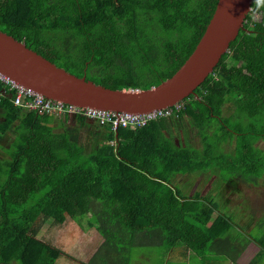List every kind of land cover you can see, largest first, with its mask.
Here are the masks:
<instances>
[{
  "label": "trees",
  "instance_id": "16d2710c",
  "mask_svg": "<svg viewBox=\"0 0 264 264\" xmlns=\"http://www.w3.org/2000/svg\"><path fill=\"white\" fill-rule=\"evenodd\" d=\"M217 3L0 0V30L78 76L148 89L185 62ZM13 97L0 99V264H55L69 255L38 237L46 221L60 225L67 216L102 236L87 264H131L136 248L155 245L185 243L235 259L247 247L238 211L214 190L194 192L189 181L218 175L259 185L264 177L257 145L264 138V0H254L238 36L180 109L143 127L62 118ZM190 129L200 146L188 139ZM260 220L251 236L264 249Z\"/></svg>",
  "mask_w": 264,
  "mask_h": 264
},
{
  "label": "water",
  "instance_id": "95a60500",
  "mask_svg": "<svg viewBox=\"0 0 264 264\" xmlns=\"http://www.w3.org/2000/svg\"><path fill=\"white\" fill-rule=\"evenodd\" d=\"M254 0H218L194 50L168 79L148 89L112 88L78 76L0 30V73L54 100L118 113L147 114L195 93L238 36Z\"/></svg>",
  "mask_w": 264,
  "mask_h": 264
},
{
  "label": "crops",
  "instance_id": "0c3cea01",
  "mask_svg": "<svg viewBox=\"0 0 264 264\" xmlns=\"http://www.w3.org/2000/svg\"><path fill=\"white\" fill-rule=\"evenodd\" d=\"M192 188L194 189L193 185ZM217 201H220L222 202V205L231 208V204L226 203L223 201V199H217ZM250 201L255 202L251 199ZM243 208H250L249 212L246 210V212L236 215V218L234 219L237 222L243 224L244 232L246 233V236H248L249 243L236 259L229 255V253L226 251L212 249L206 251V253L203 254L187 246L185 243H178L174 246L155 245L144 250L139 248L140 250L137 252L139 254L136 256V253L133 254L131 264H154V257H156L157 260V262L155 261L156 264H252L251 262L253 260H258V264H264V249H262L261 245L256 241V239L251 236L252 230L254 229V224L256 221H258V217H264V210H262V214L257 216V209H253V206H251L248 202L246 203V206H243ZM68 217L70 216H67L66 220L57 226L56 232L59 233L57 236L59 241H54L57 246L64 250L66 249L64 243L67 244V247L71 248L74 244L75 254L65 250L70 256L61 255L58 257L55 264H87V262L90 261L94 253L100 247L103 241L102 236L96 227L92 226L88 229H82L76 223L75 219L70 217L72 219L71 221H73L76 225V230H69L66 241H64L60 238L62 237L60 236V231L63 226L69 223ZM260 235L264 237L262 233H260ZM95 264L104 263L100 260H97L95 261Z\"/></svg>",
  "mask_w": 264,
  "mask_h": 264
},
{
  "label": "rangeland",
  "instance_id": "374dc122",
  "mask_svg": "<svg viewBox=\"0 0 264 264\" xmlns=\"http://www.w3.org/2000/svg\"><path fill=\"white\" fill-rule=\"evenodd\" d=\"M260 70V66H257L256 73ZM3 109L0 108V121L3 119ZM64 114H62V118H64ZM74 118L71 117V120L69 122L73 123ZM92 121V120H90ZM188 122L185 121V126H188ZM180 138L183 139V133L182 130L180 131L179 134ZM84 140L86 139V135L83 134ZM187 137L190 139L191 142H193L194 145L200 146V137L195 134L194 130L190 129L187 131ZM87 140V139H86ZM88 142V141H87ZM235 145V141H233V144L230 146V149L233 150ZM257 145H259L261 148L264 149V138H261L258 140ZM212 174H215V172L211 171ZM190 183L194 186V192L199 189L203 193H210L211 191L214 190V195L217 199H223L228 204H231V211H238L239 215L246 212H249L250 208H243V206H246V203L248 202L251 206H253V209H257L256 215L259 216L262 214V210H264V177L262 178V181L259 185L252 184V183H246L243 181L239 180H229L227 183L222 182L221 179H219L218 175L213 176L211 179L207 178V175H203L201 179H198L196 176L190 175ZM194 177V179L192 178ZM253 200L255 202L250 201ZM246 202V203H245ZM248 206V205H247ZM238 212L234 215V218H236V215H238ZM262 212V213H261ZM261 218L258 217V221ZM72 219L68 217L69 223H67L65 226L60 231V237L64 241H66L67 234L69 233L68 231L71 229L76 230V225L74 224ZM261 221V220H260ZM257 223V222H256ZM58 224H52V221L49 219L46 221L40 230L38 237L43 239L44 241L47 242H54L58 240L57 236L59 233L56 232ZM55 233V234H54ZM55 240V241H54ZM56 244V243H55ZM72 244V243H71ZM66 246V251L68 252H73L75 254V246L73 244V247H67V244L64 243ZM147 249V248H142ZM140 249L136 248L134 251L135 256L138 255L137 253ZM156 260V257H154V264Z\"/></svg>",
  "mask_w": 264,
  "mask_h": 264
},
{
  "label": "built area",
  "instance_id": "2783aa9c",
  "mask_svg": "<svg viewBox=\"0 0 264 264\" xmlns=\"http://www.w3.org/2000/svg\"><path fill=\"white\" fill-rule=\"evenodd\" d=\"M0 99L11 93L13 101L18 105H23L30 110H36L41 113L52 114H70L81 115L89 120L100 123H111L115 129L119 126L124 127H143L150 121L162 117H168L180 109L177 104L172 107L158 109L147 114H132V113H118L112 110H102L90 107H80L67 102L47 98L34 90L19 85L11 80L9 77L0 73Z\"/></svg>",
  "mask_w": 264,
  "mask_h": 264
},
{
  "label": "bare ground",
  "instance_id": "6f19581e",
  "mask_svg": "<svg viewBox=\"0 0 264 264\" xmlns=\"http://www.w3.org/2000/svg\"><path fill=\"white\" fill-rule=\"evenodd\" d=\"M179 104V103H178ZM177 105V104H176ZM175 106V105H174Z\"/></svg>",
  "mask_w": 264,
  "mask_h": 264
}]
</instances>
